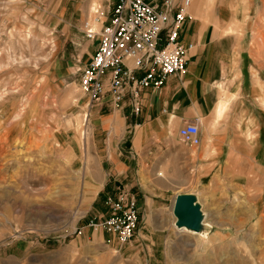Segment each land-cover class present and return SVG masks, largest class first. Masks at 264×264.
I'll return each instance as SVG.
<instances>
[{
	"label": "rangeland",
	"instance_id": "rangeland-1",
	"mask_svg": "<svg viewBox=\"0 0 264 264\" xmlns=\"http://www.w3.org/2000/svg\"><path fill=\"white\" fill-rule=\"evenodd\" d=\"M113 3L0 0V264H264V0L231 5L245 38L218 81L230 107L210 142L226 148L215 173L175 167L183 181L169 190L131 184L147 201L127 242L87 226L108 192L130 184L111 168L131 121L108 115L118 106L94 113L99 101L80 84L97 46L86 30L100 28ZM183 191L199 193L206 234L175 227Z\"/></svg>",
	"mask_w": 264,
	"mask_h": 264
},
{
	"label": "crops",
	"instance_id": "crops-1",
	"mask_svg": "<svg viewBox=\"0 0 264 264\" xmlns=\"http://www.w3.org/2000/svg\"><path fill=\"white\" fill-rule=\"evenodd\" d=\"M149 1L161 3L163 0ZM231 5L233 0H190L189 12L193 17L187 19L181 29L182 40L194 43L187 68L170 75L160 89L144 88L140 114H133L127 99L122 105H115L109 93L94 104V113L103 107L118 106L119 110L114 108L108 115L115 118L119 111L125 122L131 121L128 126L132 127L127 129L130 143L123 147L120 163L115 162L111 168L115 180L128 179L129 187L136 184L142 190L163 191L169 190V183L183 181L175 167H186L188 173L198 166L210 167L209 174H213L214 166L221 164L226 148H214L210 142L218 123L229 110L230 99L227 95L219 97L218 81L234 70V55L238 49L242 50L245 38V32H240L233 24ZM257 83L261 86L259 81ZM237 91L236 87L233 95ZM205 118L209 120L210 138L203 126ZM188 121L200 123L199 144H186L180 137L179 128ZM248 137L253 138L252 132ZM143 181L153 185L145 187L141 185ZM138 196L141 212L147 198Z\"/></svg>",
	"mask_w": 264,
	"mask_h": 264
},
{
	"label": "built area",
	"instance_id": "built-area-1",
	"mask_svg": "<svg viewBox=\"0 0 264 264\" xmlns=\"http://www.w3.org/2000/svg\"><path fill=\"white\" fill-rule=\"evenodd\" d=\"M189 3L190 0H114L107 21L100 28L86 30L88 37L97 39L80 81L91 101L103 100L109 93L115 105H122L127 99L133 114L138 115L142 111L144 88L160 89L170 75L184 71L194 46L181 38L185 21L193 17ZM179 134L186 144H199V121L184 123ZM105 203L106 211L87 226L127 242L141 218L135 193L131 187L120 184L106 194Z\"/></svg>",
	"mask_w": 264,
	"mask_h": 264
},
{
	"label": "water",
	"instance_id": "water-1",
	"mask_svg": "<svg viewBox=\"0 0 264 264\" xmlns=\"http://www.w3.org/2000/svg\"><path fill=\"white\" fill-rule=\"evenodd\" d=\"M195 196L191 191L178 192L174 201V212L184 223L196 227L195 208H201V204H194Z\"/></svg>",
	"mask_w": 264,
	"mask_h": 264
},
{
	"label": "bare ground",
	"instance_id": "bare-ground-1",
	"mask_svg": "<svg viewBox=\"0 0 264 264\" xmlns=\"http://www.w3.org/2000/svg\"><path fill=\"white\" fill-rule=\"evenodd\" d=\"M191 193H193V192H191ZM193 194L195 196V201H194L195 206H196V204H199V203L201 204V208H198V209L195 208V215H196V221H197L196 227H192L189 224H186L182 220H180L179 217L176 216L174 209H173L174 225L177 229L188 231V233L192 232L193 234H195V233L206 234V230H208L211 227V224L206 220L207 214L203 210V205L199 199V195L196 192Z\"/></svg>",
	"mask_w": 264,
	"mask_h": 264
}]
</instances>
